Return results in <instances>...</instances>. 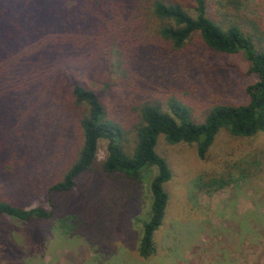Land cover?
Returning a JSON list of instances; mask_svg holds the SVG:
<instances>
[{"label": "trees", "instance_id": "16d2710c", "mask_svg": "<svg viewBox=\"0 0 264 264\" xmlns=\"http://www.w3.org/2000/svg\"><path fill=\"white\" fill-rule=\"evenodd\" d=\"M241 9V0H0V218L55 220L107 250L117 210L137 208L145 180L139 254L153 256L172 176L159 136L204 158L221 129L264 130V32ZM234 55L254 78L243 102L227 84ZM244 172L204 173L196 188L210 193ZM38 196L46 205L25 207Z\"/></svg>", "mask_w": 264, "mask_h": 264}, {"label": "rangeland", "instance_id": "374dc122", "mask_svg": "<svg viewBox=\"0 0 264 264\" xmlns=\"http://www.w3.org/2000/svg\"><path fill=\"white\" fill-rule=\"evenodd\" d=\"M241 6L264 32V0H241ZM225 62L232 99L243 102L245 87L254 78L246 74L241 56L227 57ZM106 144V140L98 142V160L105 157ZM156 150L166 159L172 176L164 184L169 199L163 223L154 234V257L139 254L149 204L143 180V198L137 208L117 210L119 234L112 237L107 250L69 233L68 228L58 229L55 220L23 222L3 215L0 264H264V130L253 137H232L221 129L204 158L194 145L169 144L161 135ZM237 164L245 171L234 177L237 180L210 193L196 188L197 178L204 173L218 174ZM78 192L76 187L71 194ZM45 203L38 196L25 207ZM42 226L49 227L46 235Z\"/></svg>", "mask_w": 264, "mask_h": 264}]
</instances>
